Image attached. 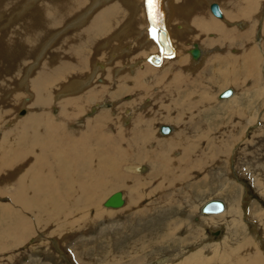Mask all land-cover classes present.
<instances>
[{
    "label": "rangeland",
    "instance_id": "obj_1",
    "mask_svg": "<svg viewBox=\"0 0 264 264\" xmlns=\"http://www.w3.org/2000/svg\"><path fill=\"white\" fill-rule=\"evenodd\" d=\"M42 1L5 2L0 10V37L5 36L0 53L10 55L6 64H0V109L8 112L0 124V264H147L161 258L165 260L158 264H179L196 250L213 260L218 252L210 243L224 244L230 237L235 243L240 235L251 238L257 256L264 257V192L241 174L251 168L264 170V158L258 151L251 154L255 148L264 151V130L253 141L264 129V18L257 14L258 7L244 17L250 7H240L241 0L202 4L190 0L193 5L186 16L178 12L173 21L167 17L169 0H154L160 25L171 31L169 21L190 24L186 32L198 34L180 40L185 44L176 57L163 55L138 7L119 17L118 9L126 8L119 0H106L100 9L96 0H81L86 2L81 12L75 8L79 5H71L40 20L46 16V4L63 5L52 0L38 7ZM32 2L36 4L29 5ZM212 2L222 7L223 17L211 14ZM259 6L264 12V0ZM112 8L114 28L105 27L99 39H82L68 53L61 48L64 41L52 42L53 30L74 20L65 33L84 32L95 9L100 14L104 9L112 13ZM28 29L32 38L21 36ZM172 37L170 44L178 52ZM13 41L18 47L10 50ZM150 42L156 43L155 51L146 56ZM194 42L207 50L199 63L188 52ZM246 54L251 56L247 66ZM153 55L163 61L154 64ZM57 62L71 75L65 84L62 80L54 84ZM147 64L155 70L142 75L140 68L148 69ZM84 74L87 81L96 74L103 77L102 83L93 80L95 86L104 85L102 94L96 88L87 90L84 97L92 101L85 110H63L65 88L81 86L76 83L84 81ZM120 77L125 88L112 100L106 93ZM227 88L240 94L237 100L235 94L218 97ZM21 108L26 111L19 116ZM130 109L136 110L133 118L120 124L130 146L123 142L116 119L94 125L93 120L107 110L126 117ZM49 119L58 121L55 130ZM162 124L177 129L162 135L158 129ZM90 141L98 146L90 148ZM133 164L143 167H136V173L128 168ZM116 190L124 193L126 204L115 210L104 207V200ZM98 195L102 197L92 208L89 200ZM219 198L237 204L212 221L200 210Z\"/></svg>",
    "mask_w": 264,
    "mask_h": 264
},
{
    "label": "bare ground",
    "instance_id": "obj_2",
    "mask_svg": "<svg viewBox=\"0 0 264 264\" xmlns=\"http://www.w3.org/2000/svg\"><path fill=\"white\" fill-rule=\"evenodd\" d=\"M10 1H13V3L14 2H16L17 0H0V10H2V7H4L5 6V2H10ZM50 1H52V0H43L42 1V3L38 6V7H40V6H42V5H44L45 3H47V2H50ZM69 0H59V3L60 4H63V5H56L55 6V8H53V7H51L50 5H48V4H46V12H45V15L47 16H44V15H41L40 17H39V19L40 20H49V18H53V14H54V16L57 14V13H59L60 12V9L62 8V7H66V6H71V5H73V6H77V5H79V6H77V7H75L76 9L77 8H79V12H81V11H83V9L85 10V8H86V2H84V1H81V0H75V1H72V0H70L69 2H68ZM76 1H81V2H76ZM106 0H96V5H95V7H97L98 9H100L102 6H101V4L102 3H104ZM140 1L141 0H136V3H134V1L133 0H119V1H117V3H122V4H125V9H123V8H119L118 9V12H119V17L122 15V14H130V13H134L133 12V10L135 9V8H139L140 9V17H141V19H142V22L144 23V25H145V27L146 28H150V33H151V37H152V39H154V40H156V38H157V40H158V43H159V45H161V47H162V51L165 53L166 52V50H167V53L170 51V49L172 50V53H173V55L174 54H176V57H180L181 56V50H182V48H183V46H184V44L185 43H183V42H181L180 40L181 39H183L184 37H188V38H190V39H194V37L196 36V35H198L196 32H194V30H189L188 32H186V29L188 30L189 28L191 29L192 27H191V25L190 24H187L186 26L183 24H181V23H179V22H174V23H171V21H169V24H172V32L170 31V29L168 28H165L166 29V38H167V40H168V43H169V47L170 48H168L167 46H165V44L162 42L163 41V39L161 40V38H160V36H159V34H158V27H160V20H161V16L160 17H158V16H155V4L153 3V1L154 0H151V3H150V0H145V3H144V6L143 5H140ZM197 1V3L198 4H202L203 2H204V0H196ZM233 1H236V0H233ZM238 3H240V7H241V5H243V7H250V11L248 12V13H244V17L245 16H251L252 15V13H253V7H258L257 8V10H256V12H257V14L259 15L260 14V17H262V18H264V12H262L261 11V7L259 6V0H241V1H237ZM87 3H90V0H87ZM34 4H36V2H32V3H30L29 5H34ZM143 4V3H142ZM218 4V3H217ZM167 5H168V7H169V9H168V14H167V17H169L170 16V20L173 18V21H174V18H175V16L178 14V12L182 15H184L185 14V16H186V14L190 11V9H191V6L193 5V2L192 1H190V0H169L168 2H167ZM218 6H219V8H220V11H221V6L218 4ZM29 7V6H28ZM100 7V8H99ZM37 8V7H36ZM106 9V8H105ZM105 9L103 10V11H101L100 12V14H97L96 12H95V10H94V14H93V16H92V18L90 19V26L89 27H86V29L84 30V32H85V36H84V32L83 31H79L77 34H74V33H72V35L70 34V33H68V32H66L65 33V30H66V28H68V27H70L71 25H72V23H74L75 21L73 20V21H70V23L68 22V24H67V26L66 27H62L61 29L60 28H57V29H55V30H53V32L54 33H56L55 35H54V39L52 40V42L53 43H55L56 42V44L55 45H57L58 44V42L59 41H64V44H62L61 45V48H64V50H65V52L66 53H68L69 51H71V50H74V49H76L80 44H81V41H82V39H84V40H90V39H92V38H94V37H96L97 39H99L101 36H102V34H103V29L106 27H108V28H114V10H113V8H112V13H110V9H107L106 11H105ZM105 11V12H104ZM109 13L110 15H105L106 13ZM130 12V13H129ZM221 13H222V11H221ZM147 15V17H148V20L147 21H145L144 19H145V16ZM240 15H241V13H240ZM21 17V16H20ZM49 17V18H48ZM108 17H112V18H110L106 23H105V21H106V18H108ZM127 17V16H126ZM222 17H223V13H222ZM144 18V19H143ZM26 19V21H27V19H28V17H26L25 18ZM51 21V23H50V25L52 24V20H50ZM31 22V21H30ZM162 22V21H161ZM216 22H218V21H216ZM24 23H26V22H24ZM54 24V23H53ZM65 24V23H64ZM76 24V23H75ZM173 24H175L176 25V27L175 26H173ZM194 24V23H193ZM208 24V23H207ZM63 26H65V25H63ZM243 26V25H242ZM167 27V26H166ZM215 27V26H214ZM218 27V26H217ZM216 27V28H217ZM26 28H28V26L26 25ZM59 29V30H58ZM112 30V29H111ZM22 32V34H21V36H27V37H30V38H32L31 37V34H32V29H28V31L27 32H25V31H21ZM63 33H65L64 34V36H62L63 35ZM35 34V33H34ZM69 34V35H68ZM171 34H172V38L174 39V42L178 45V47H179V50H178V52H177V47H175V46H173V45H171L170 44V36H171ZM196 34V35H195ZM104 35V34H103ZM33 36V35H32ZM62 36V37H61ZM260 37H259V39H258V42H259V47H261L262 48V42H263V35H259ZM30 38H26V41H29L30 40ZM60 38V39H59ZM57 39H59L58 41H57ZM77 39H79L77 42H75V40H77ZM0 40L3 42L4 40H5V36H1L0 37ZM83 40V43L82 44H84L85 43V41ZM68 42H71V43H68ZM155 43V42H154ZM154 43H152V42H150L148 45L151 47V49L150 50H148V53H147V55L146 56H148V54L151 52V51H155V48H154ZM156 44V43H155ZM55 45L53 46V44H52V47L54 48L55 47ZM153 45V46H152ZM175 48H173V47ZM14 47H18L17 45H16V43L13 41V45H11L10 47H7L8 49H10V50H13V48ZM130 47V46H129ZM198 47L200 48V50H201V55H200V57L198 58V59H193L195 62H200L202 59H203V54L204 53H207V50H206V48H204L202 45H200V44H198ZM259 47L258 46H256V48L258 49V51H261L260 49H259ZM48 48V46H46V47H44V49L46 50ZM15 49V48H14ZM129 49V48H128ZM20 50V49H19ZM2 51H4V50H2ZM77 52H78V50H77ZM2 53V52H1ZM0 53V54H1ZM264 53V52H263ZM78 54H79V52H78ZM158 54V53H157ZM42 55H43V53H42ZM42 55H41V57H42ZM169 55H172V54H169ZM190 55V54H189ZM14 56H15V52H13V59H14ZM79 56H80V54H79ZM191 56V55H190ZM41 57H40V59H41ZM7 58H10V55H7V53L6 54H4V53H2L1 55H0V64H2L3 62H5L6 60H7ZM191 58V57H190ZM163 61V59H161V57H160V61ZM250 60H251V56L249 55V54H246L245 55V59H243V62L245 63V65L247 66V65H249L250 64ZM152 61H153V59H152ZM161 61V62H162ZM98 62V61H97ZM154 62V61H153ZM14 63V62H13ZM58 64H59V67H58V73L56 74V76L54 77V84L56 85V83L59 81V80H62V84H65L67 81H69L70 79H71V75H70V73L67 71V70H63V72H62V67H61V62H57ZM3 64H6V63H3ZM15 64V63H14ZM104 64H102V66H103ZM148 65V64H147ZM3 66V65H2ZM2 66H0V67H2ZM125 66V65H124ZM149 66V65H148ZM147 66V67H148ZM15 67H16V65H15ZM1 69V68H0ZM15 69V68H14ZM251 69V68H250ZM99 70V67H97V69H96V72ZM120 70H124V68H121ZM154 70L155 69H153V68H151L150 66L148 67V69H146V70H143V69H141L140 68V73L142 74V75H147L150 71H152V72H154ZM264 70V69H263ZM75 71H79V69L78 68H76L75 69ZM252 71V70H251ZM250 71V72H251ZM98 73V72H97ZM63 74V75H62ZM82 75H76L75 77H81ZM84 76H85V78H84V81H78L76 84H79V85H81V86H79V87H74V86H71V87H69V88H65V92H64V95H63V99H67V100H65V101H63V102H60L61 103V106H62V108H63V110H70V111H72L73 110V108H76V110H85V104H87V103H91V101H89V100H86V98L84 97V95L87 93V90H88V92H91V91H93L95 88H96V90L98 91V92H100V94H102L101 93V90H103L104 89V85H101V86H99L98 84H97V86H95V83H93V80L96 78L97 79V82L96 83H98V82H100V83H102L103 82V77L100 75V74H96L93 78H91L89 81H87L86 80V74H84ZM226 77V76H225ZM74 78V77H73ZM120 79L121 80H115V82L113 83V85H112V87H110V90H109V92H107L106 94H107V96H109L112 100H114V99H117V98H119L121 95H119V93L121 92V91H123V89L125 88V85H126V81H124V80H122L123 78L122 77H120ZM129 82V81H128ZM127 82V83H128ZM233 83V82H232ZM2 85H3V83H1ZM127 88V87H126ZM138 89H141V87L140 88H138ZM52 90H53V87H52ZM82 92H84V94L82 95ZM129 92H130V90H129ZM133 93L135 94V89H134V91H133ZM233 94H235L234 93V90L232 89V95ZM231 95V96H232ZM239 93H236L235 94V97H236V100H237V98L239 97ZM230 96V97H231ZM96 97L98 98L99 97V94L98 95H96ZM230 97H228V98H230ZM59 98V97H58ZM89 98H92L91 96L89 97ZM233 98V97H232ZM63 99H59V101H62ZM136 98H134V100H135ZM223 99H225V98H223ZM86 100V101H85ZM111 100V101H112ZM133 100V99H132ZM229 102V101H228ZM232 102V101H231ZM137 103V102H136ZM230 103V102H229ZM233 105V104H232ZM237 104H235V106H236ZM239 106V105H238ZM144 108V107H143ZM118 109V110H117ZM237 109H238V107H237ZM242 109V108H241ZM246 109V108H245ZM116 110L118 111V112H120V108L117 106V108H116ZM234 110H236V109H234ZM243 110V109H242ZM247 110V109H246ZM114 110H107V111H105V112H103L104 114L101 116V117H99V118H96L95 120H93V122H94V125L95 126H99V125H103V122L105 121V119L107 120V122H112V123H114V121H115V119H116V122H115V124L119 127V132H120V134L122 135V138H123V142H125L128 146H130L131 145V141H129L128 139H127V137H125V135L123 134V130L121 129V127H120V124L122 123V121L125 119V120H130V118L132 119L133 118V115L135 114V111L136 110H133V109H130V110H128V112H127V116L125 117L124 115H122L123 117H121V116H113V114L115 113H113V114H111L112 112H113ZM63 113V112H62ZM123 113V112H122ZM121 113V114H122ZM8 114V112L5 110V111H3V109H0V124L4 121V118H5V116ZM124 114V113H123ZM111 117H113V118H111ZM257 118V117H256ZM165 119H167V118H164V120ZM91 121V120H90ZM251 121V120H250ZM49 122L51 123V127L50 128H53L54 130H55V128L57 127V126H59L58 125V121L56 120V119H49ZM123 122H125V121H123ZM111 123V124H112ZM123 124V123H122ZM163 125H165V124H163ZM39 126V125H38ZM41 126V125H40ZM161 126V125H160ZM160 126H159V128H160ZM42 127V126H41ZM123 127V126H122ZM172 127V131L169 133V134H171V133H175V128L176 127H174V126H171ZM158 128V129H159ZM38 128H35L34 129V134H35V136H37L38 134H39V132H38V130H37ZM130 129V128H129ZM131 129H133L134 131L137 129V126H134L133 128H131ZM177 129V128H176ZM263 128H260V131L259 132H257V133H255V136H254V139H253V141H255V140H257L258 138H259V134H261V133H263ZM139 131V130H138ZM125 132V131H124ZM1 133H2V130H0V135H1ZM87 134H88V132H87ZM86 134V135H87ZM108 134H110V133H108ZM169 134H162V135H168L169 136ZM226 135V134H225ZM90 136V135H89ZM144 138H146V139H150L149 138V134H148V132H144ZM171 136V135H170ZM113 137V136H112ZM112 139V138H111ZM139 140V139H138ZM137 140V141H138ZM263 140V139H262ZM112 141V140H111ZM80 142H81V139H79V144H80ZM246 143V142H245ZM88 145H89V147L90 148H92V147H96V146H98V144L97 143H95V142H92V141H90L89 143H88ZM145 146V145H144ZM254 148H255V146H254ZM253 148V149H254ZM48 149V148H47ZM183 149H185V148H183ZM242 149V148H241ZM253 152H251V154L252 155H256V153H257V151H258V153H257V155L259 154V156H261V157H263L264 158V151H260V150H257L256 148L254 149V150H252ZM76 152V151H75ZM92 153V152H91ZM249 154V153H248ZM65 155H68V154H65ZM241 157V156H240ZM254 157V156H253ZM24 159V161H26L25 160V158H23ZM239 159H241V158H239ZM150 160H151V158H150ZM244 160H246V159H244ZM241 162V161H240ZM242 163V162H241ZM33 164H35V161H32V163H31V165H33ZM236 165L237 166H241V165H243V164H239V163H236ZM138 166H141V165H129L128 166V168L129 169H131V170H133L134 172H136V167H138ZM141 167H143V166H141ZM260 167V166H259ZM264 171V170H263ZM263 171H259V172H254V170L251 168L249 171H246V172H241V174H242V176H244V177H246V178H248L249 180H251V181H253V183H254V185L256 186V188H259V190L258 191H261V192H264V172ZM137 173V172H136ZM122 192V191H121ZM87 194H88V192H87ZM122 195H123V198H124V205L126 204V199H125V196H124V193L122 192ZM101 197L102 196H100V195H98V196H96L95 198H91V200H89V199H87V201L89 200V203L88 204H90L91 206H92V208L93 207H95L96 205H97V200H99V199H101ZM220 200H222L223 202H224V210L221 212V213H218V214H228V212H229V210L230 209H232V208H234L235 207V204H237L236 202H233V201H227L225 198H219ZM14 204V203H13ZM15 205V204H14ZM89 205V206H90ZM123 205V206H124ZM123 206H121V207H118V208H111V209H119V208H122ZM16 207V206H15ZM90 208V207H89ZM84 209V208H83ZM84 210H86V209H84ZM83 210V211H84ZM91 210V209H90ZM97 210V209H96ZM25 211V210H24ZM86 212V211H85ZM218 214H206V215H208V216H211L210 218L212 219V221L215 219V216H217ZM230 214V213H229ZM86 216H88V215H86ZM85 216V217H86ZM89 218V217H88ZM35 220V219H34ZM89 220V219H88ZM87 221V220H86ZM82 222V221H81ZM88 223H89V221H87ZM75 223V222H74ZM232 223V225L234 224L235 225V223L234 222H231ZM76 224V223H75ZM238 225V224H237ZM44 226V225H43ZM230 229H232V228H230ZM242 234V233H241ZM232 235H234V234H232ZM235 236H237V235H235ZM231 238V237H230ZM230 238H227V239H225L224 240V244L222 245V247H219L218 246V244L216 243V244H214V245H216V251L218 252V257H215L213 260H211V259H205V258H203V256H202V252H195V253H193V254H191V255H189V256H187V257H184L183 259H181V261L179 262V264H225V263H229V264H263V262H264V257L262 256V257H258V256H256L255 257V254H256V252H255V254H254V259H252V261H251V259H249V258H245V255L244 256H242V257H240L241 256V254L242 253H244L243 251H242V253L240 254V253H238V254H240L239 255V257L240 258H234L235 260H232V258H230V257H226V256H223V255H221V254H219V252L220 251H227V249H229V251H236V250H238V252H239V249L238 248H235V247H226V246H236V245H234V243H233V241L230 239ZM233 240H234V238H233ZM247 240H251V238H248ZM242 241V240H241ZM240 241V242H241ZM254 241V240H253ZM246 242V241H245ZM236 243V242H235ZM251 243V242H250ZM250 245V244H249ZM248 245V246H249ZM252 245V244H251ZM245 246V245H244ZM248 246H247V248H248ZM245 248H246V246H245ZM246 248V249H247ZM251 248V247H250ZM240 249H242L241 248V246H240ZM244 249V248H243ZM242 249V250H243ZM253 249V248H252ZM254 249H256V247L254 248ZM246 251V250H245ZM254 251H258L257 249L256 250H254ZM233 252V253H234ZM230 253V252H229ZM236 253V252H235ZM246 253V252H245ZM222 254H223V252H222ZM214 256H215V254H213ZM232 255H234V254H232ZM247 256V255H246ZM249 256V255H248ZM260 256H261V253H260ZM164 258V257H163ZM221 259V261L220 262H217V261H215V260H220ZM238 259V260H237ZM158 260V259H157ZM164 260H165V258L164 259H162L161 258V260H159V261H156L155 263L153 262H151V263H147V264H158V263H160V262H164ZM238 261V262H237ZM174 262V261H173ZM167 263V262H166ZM169 263H170V261H169ZM178 263V262H177ZM176 263V264H177ZM165 264V263H164ZM174 264V263H173Z\"/></svg>",
    "mask_w": 264,
    "mask_h": 264
},
{
    "label": "water",
    "instance_id": "obj_3",
    "mask_svg": "<svg viewBox=\"0 0 264 264\" xmlns=\"http://www.w3.org/2000/svg\"><path fill=\"white\" fill-rule=\"evenodd\" d=\"M209 9L210 12L213 16L217 17V18H221L222 17V13L220 11V8L218 6V4L216 2H212L209 5ZM158 34L161 38V40L163 39V43L165 44V46L169 47V43L168 40L166 38V30L163 27H158ZM157 41V40H156ZM189 54L191 55V57L193 59H198L201 55V50L198 47V44L196 42H194L192 44V47L188 50ZM163 54H171L172 50L170 49V51L167 53H164L162 51ZM153 61L154 63H158L159 62V58L154 56L153 57ZM232 95V89L231 88H227L224 91H222L218 97L220 99L223 98H228ZM25 113V109H22L19 111V115H22ZM172 131V127L170 125H161L159 128V132L161 134H169ZM124 205V198L122 195V192L120 190H116L114 192H112L103 202V206L107 207V208H118ZM224 210V202L220 199H211L209 201H207L202 207L200 212L202 214H218L221 213ZM219 233V231L217 230L216 232H213L214 235H217Z\"/></svg>",
    "mask_w": 264,
    "mask_h": 264
},
{
    "label": "crops",
    "instance_id": "obj_4",
    "mask_svg": "<svg viewBox=\"0 0 264 264\" xmlns=\"http://www.w3.org/2000/svg\"><path fill=\"white\" fill-rule=\"evenodd\" d=\"M237 229H238V227H236L235 229H233L234 231H237ZM244 238V236H242V235H240V239H238L237 241H236V243H234V245H236V246H226V247H235V248H238L239 249V253L241 254L242 253V251L244 252V253H242L241 254V256L240 257H242V256H244L245 255V258L247 257V258H249V259H251V261H252V259H254V254H255V252H256V254H255V257L257 256V254H258V251H254V250H256V249H254L255 248V244H254V242H252V240H247V239H243ZM242 240V241H241ZM241 241V242H240ZM246 241V242H245ZM251 242V243H250ZM216 244V243H215ZM250 244V245H249ZM252 244V245H251ZM213 245H214V243L212 244V243H210V247L212 246L213 247ZM222 245H223V243H220L218 246L219 247H222ZM246 246V248H247V246H248V248L246 249L245 248V246ZM240 246H241V248L243 249H240ZM203 247V246H202ZM251 247V248H250ZM253 248V249H252ZM246 250V251H245ZM197 251V250H196ZM198 252V251H197ZM222 252H223V254H222ZM230 252V253H229ZM234 251H220V254L221 255H223V256H226V257H232V258H240L239 257V255H237L235 252L233 253ZM246 252V253H245ZM192 253H195V251H193ZM191 253V254H192ZM232 254H234V255H232ZM247 255V256H246ZM249 255V256H248ZM259 256V255H258ZM232 260H235V259H232ZM238 260V259H237Z\"/></svg>",
    "mask_w": 264,
    "mask_h": 264
},
{
    "label": "snow or ice",
    "instance_id": "obj_5",
    "mask_svg": "<svg viewBox=\"0 0 264 264\" xmlns=\"http://www.w3.org/2000/svg\"><path fill=\"white\" fill-rule=\"evenodd\" d=\"M150 3H151V0H150Z\"/></svg>",
    "mask_w": 264,
    "mask_h": 264
}]
</instances>
